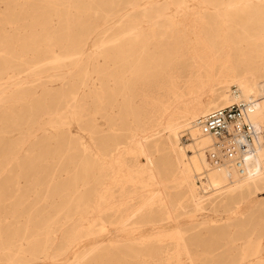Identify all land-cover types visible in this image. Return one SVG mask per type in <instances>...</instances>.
Returning <instances> with one entry per match:
<instances>
[{
    "label": "bare ground",
    "instance_id": "6f19581e",
    "mask_svg": "<svg viewBox=\"0 0 264 264\" xmlns=\"http://www.w3.org/2000/svg\"><path fill=\"white\" fill-rule=\"evenodd\" d=\"M86 1L87 3L84 0H43L41 2L43 5V7L41 8L42 9L41 13L37 12L39 15L35 14V17L32 16V18L30 17L31 16L30 14H29L30 16L28 15L31 19L29 22H26L25 26L27 30H26V33L23 32L25 34L24 35L22 34L21 38L19 37L17 39H13L15 37L10 38L11 35L9 37H6L5 40L0 38V47H3L2 50L7 49L6 52H8V49L10 50L13 49L11 46H16L19 43L20 46L18 47L19 45L18 44L17 49L18 48L20 49L18 51V54H20L21 57L23 54H26L23 52L28 51V50L30 52L35 53L38 57L40 56V53L42 52V54L45 53V55L48 56L47 58L51 59L54 66L60 67L61 65L64 66L65 64L67 65L71 64L70 66L71 67L73 66L74 68H76V71L78 70L80 72L79 74H81V70H83L85 73V69L80 67L79 61H84V63L86 62L88 63L87 65H89L90 64L89 62L94 60L93 58L98 52L95 49L93 53H90V52L86 53V49H85L87 40L91 39L92 38L91 36L94 33L98 35L101 34L100 35L101 39L98 37L100 41L99 42H97V40L95 41V43L97 42L99 43V45L105 46L110 42H113L114 46H115V43L122 45L123 51L121 53H123L122 54L123 56L121 60L122 61L121 66L119 69L120 75L118 73L119 83H120L118 84L120 86L117 90H118V93L122 96V99L124 101L129 102L132 106L136 104V106L139 107V110L141 109V112L143 114L142 119L137 120L134 126L132 127L130 126V129H129L130 132L128 131L129 134L127 138L125 139L127 141H121V140L117 141L114 144L115 146L112 149H109L108 146L105 145V148L103 152L100 154L99 159L96 161H93L92 165H87L85 168L81 170V173L83 176L79 181L77 180V177H75L74 182L72 183H64L62 185L58 184L56 187H54L56 188V190H53V191H55L54 193L56 195H58L59 192L61 193L62 191H69L70 193L68 194L70 195V198H69V200H71L70 203H72V200H74L75 202V205L72 208V210H68V209L66 210L64 221L59 225L57 231L63 230L62 229L63 226L66 225L70 219L75 218L77 214L80 219V220L78 219L79 224L76 225V227L73 228L70 232H68V235H67L68 244H69L68 246L70 247V249L78 245L81 242L83 237L91 236L96 233L95 232L96 229L94 226L95 224L93 220L98 221L99 227L98 226L97 227L99 231L107 233L109 235V239H107L108 241L107 240L106 241L95 240L91 248L81 253L77 251L74 252L76 261L73 264H81L83 259L89 256V254H91L93 251L103 250L102 247L103 245H106V243L109 246L108 248L113 247L115 249L119 247V250H120L119 254H120L121 260L126 255L137 256V257L138 256H142V257L148 256V258H154L156 256L163 255V253L165 252L166 253H168L169 251L172 252L173 250V252L170 254L168 253L167 256L165 255L164 257L163 256L158 257L159 259L155 261V263L160 264L162 262L172 261L173 262L172 264H181L184 258H189V256L190 258H192L191 254L189 253L190 250L187 247L188 242L185 236V234H187L186 233L187 230L185 231V228H183L184 226L180 224L179 219L181 216H179L180 213L178 212L179 209L184 210L188 206H186L185 205L186 203L184 204L183 202L185 198L184 196H183V199H177V200H175L172 197L173 195L170 194L171 191L169 192V189L172 187L171 186L172 184H179L178 185L179 188L180 186L185 187L187 197L192 204L191 207L189 206L191 209L188 210L189 212L188 214L193 220L194 219L200 220L201 222L200 224L207 223V222H204L205 219L204 220L202 219L203 221H201L200 216L203 213L210 212L208 211L210 207H213L216 204H218L215 207V210H217L216 208L221 207V206L231 207L232 205H234L235 208L239 209L240 207H242L243 203H246L251 200V197L253 196V194L257 192L259 193L260 190L264 191V56L256 64L255 68L250 69V67L247 66V62L242 61L241 56H238L239 54L238 55L236 54L237 52L238 53L240 52V55H241V52L243 51L244 48L240 44L237 45V43H242L243 40L241 39L235 40V41L231 40L230 38H228L229 36L227 35L225 31L218 33L219 36L222 37V39L215 40V39H212L211 36H209L207 33L204 32L207 26L204 30L202 29V22L204 19L203 11L206 9H209L208 8L209 6L205 7L204 5L206 2H207V5H209L208 2H210L211 0L209 1L208 0H167V3L174 6L172 7L173 13L170 14L172 25L180 27V29H182L181 30L182 34L185 37H187L184 41L180 42V44H176L175 48L171 47L170 50L168 51L167 50L165 51L164 50L163 51L154 50V48H157L160 45L151 46L149 44H144L143 42L139 43L140 45L137 46L138 49H136L135 51L133 50L134 47H132V44L134 42L136 43L138 39H135L136 41H132L131 38L132 36L133 37L141 36V33L137 31L138 24H135L133 26L130 25V20H131L132 15H131V11H129L130 10L129 6L133 5V3L130 0H126L123 3L125 5L123 7H118L116 3H114L113 1H109L110 4H109L108 10L103 8L101 4L102 0H101V3L99 2V0H91L90 3H88V0ZM119 1H116V2H119ZM69 3L72 4L73 6H71ZM99 3H100V6H99ZM105 3L107 4V2ZM216 3L218 4V2ZM221 3L226 6V7L224 6V8L222 7L223 10H227L228 13L230 11L229 13L230 15L228 17H222L223 20L220 25H222L223 27L227 25H231V23L233 24V26H236V27L240 26V22L243 17L242 14L246 10L248 11V22L252 24V26H255L254 27L255 29L251 31L248 30L247 36H249L248 38H250V36L251 38H253V36L257 38L261 37L260 45L256 49H259L261 53H264V0H221ZM12 4H15V3H12ZM92 4H96L97 5L96 8ZM160 4H161V0H146L145 8H152L153 6H157L158 10L160 11L159 7L163 6L164 3H162L163 5H160ZM27 6L29 9V5ZM166 8L168 9V7H165V9ZM22 9H24V7ZM14 12L16 13V9ZM90 12H93L94 16L97 14L92 20H103V22L101 23L91 22V24L85 23L84 20L86 18H84V16L87 15L89 17V15L92 14ZM99 12H101L100 14H102V16H100ZM168 13L169 12L165 13L163 11L158 12L156 19L161 18ZM28 16H27V20H28ZM54 17H57L59 19L58 26H56L55 29L49 28V24H50L49 20H51ZM23 18L24 17H22V19ZM0 21H2V19ZM7 21L8 20H6V22ZM163 23H166V22H163ZM11 27L12 26H10L9 30L11 29ZM111 31H113L112 32L113 34L110 36L109 33ZM1 33L4 35L5 32L4 33L1 32ZM241 34H242L241 31H235L233 33V36L242 37ZM15 35H17V33ZM145 42L148 43L147 40ZM257 42L255 41L254 44H256ZM64 43L67 44L64 47L66 49L65 50L63 49V52H65V54L55 55V53L57 52L55 50V47L59 45H63ZM254 44L251 46L255 47ZM97 48L99 49V46H97ZM160 48L162 49L164 47L161 45ZM150 49H151V52L149 51ZM249 49H251V47ZM14 51H16V49ZM259 51H256V52H259ZM104 53L105 52L103 50V54ZM52 54L53 56H50ZM20 55L18 57H20ZM105 56H106V53H105ZM6 57L8 58V56ZM11 58L13 59L14 57H10V59ZM68 58H72L71 62H69L70 59L67 60ZM104 59H107V58L105 57ZM30 61L32 62V60ZM51 61L49 63H51ZM15 64L17 65V63ZM23 64H22V67H24ZM93 65H95V63ZM12 66L13 68L15 67L14 65ZM19 66L21 65L19 64ZM112 67L114 66L112 65ZM39 68H41V66ZM3 69H6V68H3V63L0 62V82L5 81L8 78V77L7 78L4 77L5 80H3V76L6 73L2 71ZM19 70H21V68ZM108 70H109V67H108ZM89 72H86L84 74L85 78H87L86 76H87V73ZM150 74L153 76L152 79L148 78ZM118 75L116 77H118ZM97 76L99 77V74ZM82 80L80 78V81ZM108 81L109 80H107L106 82ZM30 82L32 83V81ZM92 82L94 83L93 80ZM1 83H0V86L3 85V84L1 85ZM42 83L44 84V82ZM108 83H110V81ZM7 84L5 83V86ZM78 85L80 86V84ZM234 85L237 87V89L235 90L232 89V86ZM8 86L10 85L8 84ZM38 86L39 85L36 84V87ZM5 89L7 90V88ZM47 92L49 91H46V93ZM104 92H106V90ZM71 93L69 94L70 96H71ZM45 97L44 99L47 98ZM84 97H86V95ZM65 98L67 99L68 97L65 96ZM97 100L98 99H96L95 101ZM76 102H78V100H76ZM242 102L248 105L247 106L248 107V112H247L248 119L254 125L257 131L261 132L259 135H257L255 139V155L251 156V158L247 160V165H246L247 169L244 174H240L237 171V169H235L233 166L227 163H223L219 166H215L213 164V161L210 157V150L214 147L216 140L212 135L204 133L198 125V119L207 115L208 113L218 108L231 105L233 103H242ZM14 103L16 102L14 101ZM81 103L83 102L81 101ZM89 103L90 102L86 103V106L87 105L91 106L92 103L90 105ZM9 105H6L5 107L9 108ZM122 105L124 106V104ZM47 110H50V109H47ZM125 111L126 110H124V112ZM20 112L21 111H19V113ZM10 113H11V110H10ZM38 116L40 117V114ZM88 117L89 116H87V118ZM52 119H53V116H52ZM57 119H55V121ZM66 119L68 120V118ZM43 121H45V119ZM86 121L87 120H85V124H86ZM64 122L66 121L64 120ZM55 123L56 122H54V124ZM129 123L131 124L132 122H129ZM117 131L119 133L120 129ZM183 132L188 133V140L182 143L181 136ZM25 139H28V138H25ZM13 153L15 152L13 151ZM162 153L164 155H163L162 160L161 159L160 160L161 162L164 161V167L160 166L159 162L157 161L158 160L157 155L162 154ZM127 155H130V157L132 158L131 159L132 162H130L131 161L130 160L129 161L130 163H128V159L126 158ZM143 159L146 160V162L144 161L145 163L142 162ZM202 179L203 180L205 179V181H203ZM198 180H201L200 181L202 183L201 186H199L200 184L198 185ZM90 185H93V186H91V188L88 189V192H84L83 189H81V187L90 186ZM127 187L129 188L127 189ZM201 189L202 190L205 189V192L208 196L215 197V198L221 197L220 200L222 199V201L220 202L219 200H215L214 198H208L205 194H202ZM44 199L46 200V198ZM217 201H219V203H217ZM61 202L62 204L60 206L61 207L60 210L67 208L68 197L65 196L64 198H62ZM260 203H261V199H260ZM262 203H264V200L262 201ZM258 204L259 203H257L256 205ZM259 206L258 208H260ZM255 208H257V206ZM214 212L215 211H213V213ZM262 212H264V210ZM23 213H26V210H23ZM157 214H159L158 217H157ZM255 217H257V215ZM260 217H262V215ZM231 218L229 217L228 219L231 220ZM157 220L159 221L166 220L171 223H174L175 224L174 229L171 231H166V230L159 231L155 234L148 235V236H144V235L142 236L141 233L136 235L133 232V231H136L137 228L142 225V223H145V222L154 223V222H157ZM261 220H264V218L263 219L261 218ZM208 221L209 222L213 221V219L208 220ZM252 222L253 221L251 218L250 219L247 218V219L241 220L239 223H228V229L226 231L225 230L219 231L213 234V237L215 235V237H218L220 240L221 239L225 240L224 244L228 246V247L227 246L225 247L227 248V252L229 251L228 258L226 260L224 259L225 261L218 260V262L215 261L216 262L215 264H264V241H263L264 237L263 235L256 233V230H255L256 228L252 227L253 226ZM257 225L259 226V223ZM262 226H264V224ZM37 229L39 228L32 229L31 231L32 235L29 238V240L27 239L29 243L28 247L30 251L32 252L31 254L33 255L32 257L35 259H37V257H39L40 255L49 257L51 255L50 248L52 247L53 243L50 242V240L48 239V236L45 239L41 237L42 235L38 236L39 234L36 232ZM20 232L21 231L19 229H16L14 231H9L10 238L16 235H19ZM117 235H120L119 239ZM42 240H44L43 244H41ZM126 241H129L131 245H136L135 247L131 246L130 252H128L124 248V244ZM149 241H156L160 243L161 246L162 244H166V246L165 248L164 246L159 247V248H152V247L148 248L147 247L145 251L143 248H140L141 245L146 244V243L148 244ZM170 245H172L171 248L169 247ZM221 246H222L221 244H218L217 248H220ZM153 251H155V253H153ZM101 255H102V252H101ZM120 259L118 258V260ZM204 259L206 260V258ZM95 260L96 261L94 263L97 262L96 264H99L100 259L97 260L95 258ZM146 261L147 260H145V262ZM191 264L193 263L191 262Z\"/></svg>",
    "mask_w": 264,
    "mask_h": 264
},
{
    "label": "rangeland",
    "instance_id": "374dc122",
    "mask_svg": "<svg viewBox=\"0 0 264 264\" xmlns=\"http://www.w3.org/2000/svg\"><path fill=\"white\" fill-rule=\"evenodd\" d=\"M24 1L25 0H10V1L9 0H1L0 1V4H1L0 5V7H1L0 8V16H1L0 20L2 19V21H0V38L1 39L5 40L6 37H9L10 35H11L10 38L15 37L13 39H17L19 37L21 38L22 34L24 35L26 33V30H27L26 26H25L26 22H29L30 19L32 18V16L35 17V14L39 15L38 13H41V10H42L41 8L43 7L41 2L43 0H26L25 2ZM84 1L87 3L86 0H84ZM109 1H113L114 3H116V5H118V7H123V6H125L123 3L126 0H120V1L119 0H102V3H101V0H99V2L102 4L103 8L107 9V10L109 9V4H110ZM116 1H119V2H116ZM130 1L133 3V5L129 6V8H130L129 11H131V15H132L131 20H130V25L133 26L135 24H138L137 31H139L141 33V36H138V37L134 36L135 38L132 36L133 39L131 38L132 41H136L135 39L139 40V41L137 40L136 43L134 42L132 44V47H134L133 48L134 51L136 49H138L137 46L140 45L139 44L140 42H143L144 44H149L151 46L152 45H155V46H157V45L161 46L162 45L164 48L161 49L160 46H158L157 48H154V50H160V51L167 50L168 51V50H170L171 47L175 48L176 44H180V42L184 41L187 38L182 34V31H181L182 29H180V27L172 25L171 19H170L171 18L170 14L173 13L172 7H174V6L167 3V0H161L160 5H163L162 3H164V5L159 7L160 11L158 10L157 6H153L152 8H145L146 0H134V1L130 0ZM11 2L15 3L16 5L12 4ZM19 2H20V4H19ZM21 2H22V4H21ZM90 2H91V0L90 1L88 0V3H90ZM105 2H107V4ZM210 2H208L209 5H207V2L204 5L205 7L209 6L208 8L210 9V10L206 9L203 11L204 19L202 22V29L204 30L207 26V28L204 30V32L207 33L209 36L212 37V39H215V40L222 39V37H220L218 33L224 32V31L227 33V35L229 36L228 38H230L231 40H234V41L240 40V39L243 40L242 43H237V45L238 44L242 45L244 49L241 52V55H240V52L239 53L237 52L236 54L237 55L239 54L238 56H241L242 61L247 62V66L250 67V69L255 68L256 64L263 58L264 53H261L259 51V49H256L260 45L261 37L257 38L255 36H253V38H251V36H250V38H248L249 36H247L248 30L251 31V30L255 29L254 28L255 26H252V24H250L248 22V11L246 10L242 14L243 17L241 19L240 26L236 27V26H233V24L231 23V25H227V26L223 27L222 25H220L222 23V20H223L222 17H228L230 15L229 14L230 11L228 13L227 10H223L225 5L221 3V0H211ZM214 2L215 3L218 2V4L217 3L215 4ZM100 3H99V6H100ZM27 5H29V9H28ZM70 5L73 6L72 4H70ZM92 5L95 8L97 6L96 4H92ZM23 7H24V9H22ZM165 7H168V9L166 8L167 9L166 10ZM15 9H16V13L14 12ZM148 9H149V11H148ZM150 9L153 11H151ZM162 11L165 13L166 12H169V13L164 15L161 18L156 19L157 13L162 12ZM224 11H226V12H224ZM23 12H24V14H23ZM215 12L218 14H216ZM90 13H92V14L89 15V17L87 15L84 16V18H86L84 20L85 23L91 24V22L92 23L103 22V20H92L97 14L94 16L93 12H90ZM100 13L101 12H99V14ZM25 15H26V17H25ZM221 15H223V16H221ZM6 16H8V17H6ZM27 16H28V20H27ZM100 16H102V14H100ZM22 17H24V18L22 19ZM6 20H8V21L6 22ZM49 21H50L49 28L55 29L56 26H58L59 19L57 17H54ZM162 21L166 22V23H163ZM21 22H23V23H21ZM2 24H3V26H2ZM161 24H162V26H161ZM4 25H6V26H4ZM10 26H12V27L9 30ZM1 28L3 31L1 30ZM3 28L5 29V31ZM24 29H25V31H24ZM243 30H245V31H243ZM229 31L232 33H230ZM235 31H241L242 37L233 36V33ZM1 32H3V33L5 32L4 35ZM23 32H25V33H23ZM112 32L113 31H111L109 33L110 36L113 34ZM16 33H17V35H15ZM100 35L94 33L91 36L92 38L88 39L87 43L85 45L86 53H89V52L93 53L95 51V49H96V51L99 52V53L97 52V54L94 56V58H93L94 60L90 61L89 65H87L88 63H86V62L84 63V61H79L80 67L85 69V73L90 71L89 73H87V76H86L87 78H85V75H84L85 73L83 70H81V74H79L80 72L78 70H77L78 71L77 72L76 68H74L73 66L71 67L70 66L71 64H68V65L65 64L64 66L61 65L60 67L54 66L51 59L47 58L48 56L45 55V53L42 54V52L40 53V56L38 57L35 53L30 52L28 50V51H24L23 53H26V54H23L21 57V55L18 54V51L20 50L19 48L17 49V45L19 44L18 42H17L18 44L16 46H11L14 50L16 49V51H14L13 49H11V50L8 49V52H6L7 49L2 50L3 47H0V53H1L0 54V62L3 63V68H6V69L2 70V71H4V73L6 72L5 74L3 73L4 74L3 80H5V78L8 77L5 81H1L2 83L0 82L1 85L3 84L2 86H0L1 87V89H0V92H1L0 93L1 94L0 95V108H1L0 109V126H2V127H0V174H1L0 175V264H73L76 261L74 252L77 251V252L81 253V252L91 248V246H93L95 240L106 241L107 239H109V235L107 233H104V232H101L98 230V227H99L98 221L93 220V222L95 224L94 226L96 229L95 230L96 233L91 235V236L83 237L81 242L78 245H76L75 247L70 249V247L68 246L69 244H68V236L67 235H68V232H70L73 228L76 227V225L79 224L78 222L80 219H79V216L76 214L75 218L70 219L68 221V223L63 226V228H62L63 230L57 231L59 225L64 221V216H65L66 210L67 209L72 210V208L75 205V202H74V200H72V203H70L71 200H69V198H70V195L68 194V193H70L69 191H62L61 193L59 192L58 195H56L54 193L55 191H53V190H56V188H54V187H56L58 184L62 185L64 183L74 182L75 177H77V180L79 181L83 176L81 173V170L83 168H85L87 165H92L93 161H96L99 159L100 154L103 152V150L105 148V145H107L109 149H112L115 146L114 144L117 141H120V140L121 141H127L125 139L127 138L128 134L130 132L129 131L130 126L131 127L134 126L136 124L137 120H140L143 118V114L141 112V109L139 110V107L136 106V104H134L132 106L129 102L124 101L122 99V96L118 93V90H117L120 86L119 85L120 84L119 83V75H120L119 69L121 66V62H122L121 60H122V56H123L122 55L123 53H121L123 51L122 45L115 43V46H114L113 42H110L105 46L99 45V43H97V42H99L101 39ZM95 37H96V39H95ZM181 39H183V40H181ZM96 40H97V42L95 43ZM146 40L148 43L145 42ZM149 40H151L153 42V44ZM255 41L256 42L258 41V42L256 44H254ZM93 44H95V45H93ZM164 44H166V45H164ZM253 44L255 45V47L251 46ZM63 45H59V46L55 47V50L57 51L55 53V55H62V54L64 55L65 54V52H63V49L64 50L66 49L64 47L67 44L64 43ZM19 46H20V44L18 45V47ZM97 46H99V49L97 48ZM107 47H109V48H107ZM111 47H113V48H111ZM116 47H117V49H116ZM250 47H251V49H249ZM103 50L106 53V56H105V53L103 54ZM114 50H116V51H114ZM255 50L259 51V52H256ZM149 51L151 52V49ZM15 54H16V56H15ZM162 54H164V53H162ZM19 55H20V57H18ZM103 55L107 59H104L105 57ZM6 56H8V58ZM50 56H53V54ZM10 57H14V58L10 59ZM76 58H78V57H76ZM69 59H70L69 62H71L72 58H68L67 60H69ZM30 60H32V62ZM25 61L29 64H27ZM50 61H51V63H49ZM42 62H44V63H42ZM15 63H17V65ZM91 63H93V64L95 63V65H93ZM19 64L21 66H19ZM22 64L24 67H22ZM103 64H104V66H103ZM12 65H14L15 67L13 68ZM112 65L114 67H112ZM40 66H41V68H39ZM83 66H85V67H83ZM66 67H68V68H66ZM108 67H109V70H108ZM16 68H17V70H16ZM20 68L22 71L19 70ZM23 68H25V69H23ZM29 69H30V71H29ZM47 69H49V70H47ZM87 69H89V70H87ZM113 69L114 70L116 69L115 72ZM44 71H46V72H44ZM97 73L99 74V77L97 76L98 75ZM118 73H119V75H118ZM35 74H36V76H35ZM37 74H39V75H37ZM110 75H112L113 77ZM117 75H118V77H116ZM13 77H14V79H13ZM80 78H81V80L82 79L83 80L80 81ZM148 78L152 79L153 76L150 74V76H148ZM92 80L94 81V83L92 82ZM107 80H109L110 83H108L109 81L106 82ZM30 81H32V83ZM33 81H34V83H33ZM42 82H44V84ZM114 82H115V84H114ZM5 83L6 84L8 83L10 86H8V84L5 86ZM36 84H38L39 86L36 87ZM78 84H80V86ZM100 84H102L103 86ZM20 87H21V89H20ZM24 87L25 88L27 87V88L25 89ZM70 87H71V89H70ZM5 88H7V90ZM29 88H31V89H29ZM113 89H114V91H113ZM232 89L235 90V89H237V87L234 85V86H232ZM89 90L90 91L93 90V91L90 92ZM105 90H106V92H104ZM46 91H49V92L46 93ZM62 92H63V94H62ZM85 92H86V94H85ZM70 93H71V96L69 95ZM87 93H89V94H87ZM99 93H101V94H99ZM9 95H11V96H9ZM85 95H86V97H84ZM65 96L68 98L66 99ZM88 96H90V97H88ZM36 97H38V98H36ZM44 97L46 99H44ZM92 97L95 100L96 99H98V100L95 101ZM110 97H111V99H110ZM84 98H85V100H84ZM75 99L78 100V102L79 101L80 102L79 103L76 102ZM73 100H74V102H73ZM14 101L16 103H14ZM19 101H21L22 103ZM37 101H39V102H37ZM81 101L83 103H81ZM55 102H56V104H55ZM85 102L86 103L90 102L89 105L91 103L93 105L92 104H91V106L87 105L88 106L87 107ZM5 104L6 105L10 104L11 106L9 105V108L8 107L6 108ZM19 104H20V106H19ZM59 104H60V106H59ZM84 104H85V106H84ZM111 104H113V105H111ZM122 104H124V106ZM109 105H110V107H109ZM128 106H129V108H128ZM10 107H12V108H10ZM78 107H79V109H78ZM120 107H122V108H120ZM2 109L5 111H3ZM44 109H46V110H44ZM47 109H50V110H47ZM65 109L66 110L68 109V110L66 111ZM10 110H11V113L13 115L10 113ZM13 110H15V111H13ZM18 110L21 112L19 113ZM70 110H71V112H70ZM90 110L93 114L90 112ZM124 110H126L127 112L126 111L124 112ZM58 113H60V114H58ZM39 114H40V117L38 116ZM137 114L138 115L140 114V115L138 116ZM118 115H119V117H118ZM43 116H45V117H43ZM52 116H53V119H52ZM73 116H74V118H73ZM75 116H76V118H75ZM87 116H89V117L87 118ZM128 116H129V118H128ZM57 117H58V119H57ZM4 118H6V119H4ZM66 118H68V120ZM92 118H93V120H92ZM44 119H45V121H43ZM55 119H57V120L55 121ZM61 119H63V120H61ZM88 119L91 122L93 121L99 127L96 126L93 122L91 123ZM64 120L66 122H64ZM85 120H87L89 123L86 121V124H85ZM54 122H56V123L54 124ZM125 122H127V123H125ZM129 122H132L131 123L132 125ZM38 124H40V125H38ZM33 127H34V129H33ZM29 128H31V129H29ZM85 129H87V130H85ZM119 129H120V132L118 133L117 130H119ZM29 131H30V133H29ZM35 132H36V134H35ZM28 133L30 136L28 135ZM33 134H35V135H33ZM111 135H113V136H111ZM121 136H122V138H121ZM25 138H28V139H25ZM181 139H182V141H181L182 143L187 141L188 140V133L183 132ZM25 140H26V142H25ZM20 141L23 143H21ZM94 147H96V148H94ZM13 151L15 153H13ZM163 155H164L163 153L157 155V159H158L157 161L159 162L160 166H162V167H164V161L161 162ZM126 158L128 159V163L132 162V160H131L132 158L130 157V155H127ZM144 161L146 162L145 159H143L142 162L145 163ZM7 163H8V165H7ZM18 177H19V179H18ZM200 181L201 180H198V185L200 184L199 186L202 185V183ZM203 181H205V179ZM178 185L179 184H172L171 185L172 187L169 189V192L171 191L170 194L173 195L172 197L175 200L183 199V196L185 197L183 202H184V204L186 203L185 205L188 207H186V209H184V210L183 209L178 210V212L180 213L179 216H181L179 219V222H180V224H182L184 226L183 228H185V231L186 230L188 232L190 231L189 233L186 231L187 234H185V236H186V239L188 242L187 247L190 250L189 253L191 254V257H192V258H190V256H189L190 259L184 258L181 264H186V263L191 264V262L193 264H197V262H198V264H203V263L204 264H215L216 262H218V260L219 261H225L228 258V254H229V251L227 252V248L225 247L227 245L224 244L225 240H222V239L220 240L218 237H215V235L213 237V234L215 232H219V231H224V230L226 231L228 229V223H239L241 220L251 218L253 221L252 227L256 228L255 229L256 233L261 234L264 237V233H263L264 232V226H262L264 224V220H261V218L262 219L264 218L263 217L264 212H262L264 210V203H262V201L264 200V191L263 190H260L259 193L257 192L255 194H253V196L251 197V200L246 202V203H243L242 207H240L239 209L235 208L234 205H232L231 207H225V206L218 207V208H216L218 211L215 210V207L218 204L213 206L214 208L210 207L208 209V211H210V212L203 213L200 216L201 221H203L205 219L204 222H207V223L200 224L201 223L200 220H195V219L193 220L189 216L188 210L191 209L190 207L192 204L187 197L185 187L180 186V188H179ZM91 186H93V185L84 186V187H81V189H83L84 192H88V189L91 188ZM128 188L129 187H127V189ZM171 189H173V190H171ZM202 194H205L208 198H214L215 200H219L220 202L222 201V199L220 200L221 197L215 198V197L208 196L205 192V189L202 190ZM65 196L68 197L67 208L60 210V208H61L60 206L62 204L61 199L64 198ZM44 198H46V200ZM260 199H261V203H260ZM7 201H8V203H7ZM219 201H217V203H219ZM257 203H259L260 206H259V204L256 205ZM256 206H257V208H255ZM258 206L260 208H258ZM223 207L226 210H224ZM23 210H26L27 214L23 213ZM184 211H186V212H184ZM213 211H215V212L213 213ZM219 211H221V212H219ZM216 212H218V213H216ZM185 215H187V216H185ZM256 215H257V217H255ZM261 215H262V217H260ZM158 216H159V214H157V217ZM229 217L230 218L232 217L231 220L228 219ZM206 219H207V221H206ZM211 219H213V221L215 223L213 221H210V222L208 221ZM255 219H257V220H255ZM258 223H259V226L257 225ZM193 224H194V226H193ZM138 225H140V224H138ZM174 225H175L174 223H171V222L166 221V220H163V221L157 220V222H154V223L145 222V223H142V225L140 227H138L136 231H133V232L136 235L141 233L142 236L143 235L148 236V235H152V234H155V233H157L159 231H163V230L171 231L174 229ZM196 227H198V228H196ZM259 227L262 228L263 230L260 229ZM34 228H39L36 231L39 234L38 236L42 235L41 237H43L44 239L47 238V236H48V239L50 240V242L53 243L52 247L50 248V254L51 255L49 257H45V256H41V255L39 257H37V259L32 257L33 256L31 254L32 252L30 251V249L28 247L29 246L28 240L32 235L31 231ZM16 229H19L21 231L20 234L10 238L9 231H14ZM117 236L119 239L120 235H117ZM43 243H44V240L41 241V244H43ZM202 243H204V244H202ZM218 244H221L222 246L220 248H217ZM19 245L22 247H20ZM197 245H199L200 247ZM131 246L135 247L136 245H131L129 241H126L124 244V248L128 252H130ZM163 246L165 248L166 244H162V246H161L160 243H158L156 241H149L148 244L147 243L143 244L140 246V248H143L145 251V249L147 247L148 248H151V247L152 248H159V247H163ZM108 247L109 246L106 243V245H103V247H102L103 250L93 251L91 254H89V256H87L83 259L81 264H93L96 261L95 258L97 260L100 259L99 264H136V263L137 264L138 263L139 264H147V263L148 264H156L155 261H157L159 259L158 257H162V256L164 257L165 255L167 256L168 253L170 254L173 252V250H172V252L171 251H169L168 253L165 252V253H163V255L160 254L161 256H156L154 258H148V256H145V257L138 256L137 257V256L126 255L121 260L120 254H119V252H120L119 247H117L118 249L117 248L114 249L112 246H111L112 248H108ZM169 247L171 248L172 245H170ZM224 247H225V249H224ZM223 250L224 251L226 250V251L224 252ZM205 251H207V252H205ZM213 251L215 252L216 255L214 254ZM101 252H102V255H101ZM209 252H211V253H209ZM153 253H155V251H153ZM218 253H219V255H218ZM99 255H100V257H99ZM225 255H226V257H225ZM91 256H92V258H91ZM118 258L120 260H118ZM204 258H206V260ZM114 259H116V260H114ZM202 259H204V260H202ZM7 260H8V262H7ZM145 260H147V261L145 262ZM121 261H123V262H121ZM140 262H142V263H140ZM96 263H94V264H96ZM167 263L172 264L173 262L172 261L162 262L160 264H167Z\"/></svg>",
    "mask_w": 264,
    "mask_h": 264
},
{
    "label": "built area",
    "instance_id": "2783aa9c",
    "mask_svg": "<svg viewBox=\"0 0 264 264\" xmlns=\"http://www.w3.org/2000/svg\"><path fill=\"white\" fill-rule=\"evenodd\" d=\"M247 106L233 103L198 119L201 130L216 140L210 150L213 164H230L240 174L246 172L247 160L255 155V139L261 133L248 119Z\"/></svg>",
    "mask_w": 264,
    "mask_h": 264
}]
</instances>
